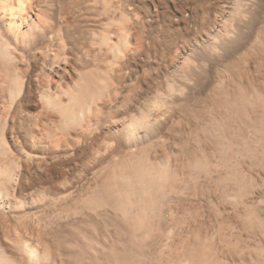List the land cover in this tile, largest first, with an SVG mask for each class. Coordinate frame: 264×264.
<instances>
[{"label": "rangeland", "instance_id": "rangeland-1", "mask_svg": "<svg viewBox=\"0 0 264 264\" xmlns=\"http://www.w3.org/2000/svg\"><path fill=\"white\" fill-rule=\"evenodd\" d=\"M129 1L140 10L148 38L174 37L175 42L165 60L154 55L148 41L138 47L139 53L124 59L129 68L126 84L136 90L146 89L157 75L152 68L181 67L196 36L202 3L213 12L212 18L223 19L226 2ZM24 54L26 91L14 109L3 102L0 93V122L6 124L7 142L14 154L32 156V160L21 162V198L31 204V192L54 187L56 196H51L59 199L53 202L49 195V199L17 212L0 205V251L11 262L26 264L20 251L23 243L42 241L41 249L51 247L63 264H91L92 260L99 264H264V121L257 125L251 111L245 120L235 110L205 104L212 86L228 78L221 65H211L203 76L205 86L190 94V108L202 112L203 118L189 120L177 110L155 144L164 162L161 165L172 174L176 169L181 172L168 182L155 216L127 231L117 225L121 212L107 203L100 188L103 169L127 152L124 124H99L90 134L72 131L51 141L44 138L34 148L31 136L44 133L45 128L57 130L58 124L50 121V113L38 98L36 79L50 75L49 67L43 66L40 55ZM256 127L260 131H255ZM121 204L135 215L136 207H128L135 206V199H123Z\"/></svg>", "mask_w": 264, "mask_h": 264}, {"label": "bare ground", "instance_id": "bare-ground-1", "mask_svg": "<svg viewBox=\"0 0 264 264\" xmlns=\"http://www.w3.org/2000/svg\"><path fill=\"white\" fill-rule=\"evenodd\" d=\"M225 1L223 19L212 18L213 12L202 3L201 12L197 13L196 36L182 57L181 67L165 71L152 68L157 75L150 76L152 81L146 89L136 90L126 84L129 68L125 60L134 56L138 47L147 41L154 55L165 60L175 42L174 37L148 38L140 10L129 0H0L3 102L10 109L17 108L26 91L24 52H30L34 58L40 55L51 75L45 74L42 79L38 75V98L58 129L45 128L44 133L31 136L34 148L44 138L51 141L72 131L90 134L99 124H124L122 135L127 152L103 169L100 188L107 203L121 212V217L115 220L117 225L127 231L155 216L168 182L177 178L180 170L172 174V170L161 165L164 162L160 161L155 144L163 137V130L168 128L177 110L183 111L189 120L203 118L202 112L190 108V94L205 86L203 76L208 75L211 65H221V71L228 78L223 77L212 86L211 97L205 104L235 110L245 120L251 111L256 115L257 125L258 121H264V0ZM256 129L260 131L259 127ZM6 131V124H1L0 205L17 212L36 205L40 199H49V195V200L56 202L59 198L52 197L56 196L54 187L36 194L31 192V204L21 198V162L32 160V156L25 152L22 157L14 154ZM131 198L136 204L128 207L130 210L136 207L135 215L121 204V200ZM41 242L23 243L19 249L24 263H61L62 259L56 256L60 261L57 263L56 251L52 252L51 247L41 249ZM0 264L14 262L0 251ZM91 264L99 262L92 260Z\"/></svg>", "mask_w": 264, "mask_h": 264}]
</instances>
